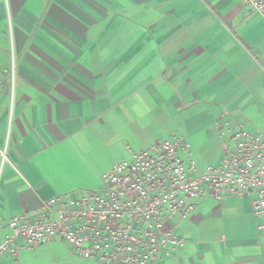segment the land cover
Segmentation results:
<instances>
[{"label": "crops", "instance_id": "0c3cea01", "mask_svg": "<svg viewBox=\"0 0 264 264\" xmlns=\"http://www.w3.org/2000/svg\"><path fill=\"white\" fill-rule=\"evenodd\" d=\"M0 76V244L163 140L204 168L233 131L264 137V17L242 0H0ZM174 227L186 247L153 264H264L248 198L208 197ZM0 264L101 263L54 241Z\"/></svg>", "mask_w": 264, "mask_h": 264}, {"label": "built area", "instance_id": "2783aa9c", "mask_svg": "<svg viewBox=\"0 0 264 264\" xmlns=\"http://www.w3.org/2000/svg\"><path fill=\"white\" fill-rule=\"evenodd\" d=\"M242 1L264 17V0ZM3 84L0 76V95ZM102 184L100 191L49 199L41 220L12 219L0 260L63 241L75 254L101 264H153L186 247L174 226L208 197L250 199L264 234V137L245 129L231 133L230 148L218 165L200 168L188 143L163 140L117 163Z\"/></svg>", "mask_w": 264, "mask_h": 264}]
</instances>
